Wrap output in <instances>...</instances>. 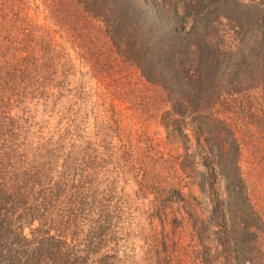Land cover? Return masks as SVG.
<instances>
[{
	"label": "rangeland",
	"instance_id": "1",
	"mask_svg": "<svg viewBox=\"0 0 264 264\" xmlns=\"http://www.w3.org/2000/svg\"><path fill=\"white\" fill-rule=\"evenodd\" d=\"M21 1L25 21L9 24L8 43L13 59L34 63L20 80L27 95L0 101V111L32 148L53 142L56 157H84L87 201L108 222L106 237L115 239L106 252L116 263L236 264L238 251L247 264H264V88L216 108L231 138L195 132L188 120L169 125L170 97L115 54L77 0ZM32 37L48 43L47 60ZM222 149L233 165L219 159Z\"/></svg>",
	"mask_w": 264,
	"mask_h": 264
},
{
	"label": "trees",
	"instance_id": "2",
	"mask_svg": "<svg viewBox=\"0 0 264 264\" xmlns=\"http://www.w3.org/2000/svg\"><path fill=\"white\" fill-rule=\"evenodd\" d=\"M77 3L90 21L103 25L115 54L135 65L146 82L161 87L170 97L169 125L188 120L195 132L231 138V126L216 108L264 88L262 0ZM19 5L21 0H0V36L6 35L0 44V101L4 105L25 96L20 80L34 63L26 58L14 60V44L8 43L10 25L25 21L20 18ZM76 23L84 24L80 19ZM34 38L29 44L38 46L42 60H47L48 43L36 44ZM43 65L47 67L48 62ZM16 87L23 93L3 97ZM12 119L5 108L0 111V264H117L115 253L106 252V244L115 239L106 237L108 222L104 215H95V205L87 201L84 157L74 153L56 157L53 142L32 148L31 140L21 136L25 132ZM225 145L229 151L230 143L221 147ZM224 153L222 149L219 159L233 165V156ZM228 191L235 199L236 192ZM90 214L96 218L90 219ZM245 263L237 251L236 264Z\"/></svg>",
	"mask_w": 264,
	"mask_h": 264
}]
</instances>
